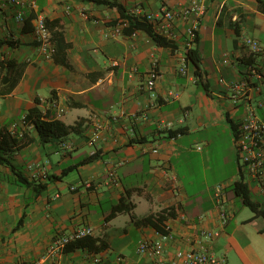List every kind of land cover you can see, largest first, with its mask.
Segmentation results:
<instances>
[{
    "label": "crops",
    "instance_id": "1",
    "mask_svg": "<svg viewBox=\"0 0 264 264\" xmlns=\"http://www.w3.org/2000/svg\"><path fill=\"white\" fill-rule=\"evenodd\" d=\"M17 1L0 0V60L24 64L17 86L0 94V128L22 127L23 114L37 99L45 112L54 96L65 107L55 117L79 129L43 142L31 127L33 140L6 152L29 183L21 182L9 164H0V264H93L95 256L104 257V264H155L137 249L141 239H155L159 231L136 219L164 209L171 210L162 223L173 233L169 255L199 247L225 256V264H264V215H256L232 188L243 179L251 199L264 209L258 181L240 167L231 121L237 123L243 109L234 106L229 89L249 63L256 64L262 78L255 83L261 89L253 92L252 102L263 103L257 113L264 121V57L243 41L248 36L264 44V0H201L206 11L190 47L180 18L174 22L172 46L158 44L144 29L117 33L121 12L110 3L131 15L135 7L179 10L192 0ZM20 12L61 22L69 67L41 52L36 17L26 24L32 28L23 30ZM190 48L199 51L207 89L188 57L187 72H180ZM154 60L160 78L152 96L145 81ZM97 124L103 129L92 142ZM178 128L185 131L170 134ZM63 141L72 142V148L61 147ZM220 183L227 185L225 225L214 197ZM123 198L134 203V217L123 211L107 220ZM83 226H91L92 235L105 239L108 248L48 253L55 235ZM205 230L220 234L208 239Z\"/></svg>",
    "mask_w": 264,
    "mask_h": 264
},
{
    "label": "built area",
    "instance_id": "2",
    "mask_svg": "<svg viewBox=\"0 0 264 264\" xmlns=\"http://www.w3.org/2000/svg\"><path fill=\"white\" fill-rule=\"evenodd\" d=\"M21 3V0L17 1ZM206 6L201 0H192L190 4L179 10L171 9L162 6L156 12L143 11L141 7H135L131 11V15L140 19H145L151 23L153 30L168 38L173 39L176 33L173 31L174 22L177 18L182 19L186 23V44L188 47L192 45L197 38L199 30V18L205 13ZM18 19L23 20L24 14L19 13ZM129 24L128 19L121 18L116 32L126 28ZM34 32L39 42V49L47 56H51L54 52V45L50 39V31L46 26L45 18L37 16L34 26ZM244 43L250 48L254 54L264 57V44L258 40L243 36ZM187 55L183 57V66L180 67L181 73H186ZM224 63L229 62L227 54L223 58ZM136 70V68H135ZM160 78V71L157 63L154 60L151 67L147 71L145 88L152 96L156 95V86ZM255 78H262V73L259 67L254 63H249L246 68V74L239 79L229 83L230 96L234 106L242 107L243 113L239 118L237 128L235 129V147L238 153L240 167L251 178L258 181L260 191L264 195V121L257 113V107L263 105L258 100L256 103L252 102L253 92L259 91L260 84L255 83ZM223 81V79H221ZM172 94V93H171ZM46 110H51L54 115H61L65 112V107L56 98L49 99ZM24 116L21 118V124L26 128ZM171 125V123H169ZM28 128L34 127L28 125ZM16 127L14 126L13 131ZM103 126L97 124L91 136V141L95 142L99 138ZM72 142L63 141L61 147L72 148ZM157 151V148L154 150ZM45 174V168L42 170ZM111 175L115 176L114 172ZM175 182L174 187H177V178L172 176ZM226 187L225 183L217 184L214 187L215 202L218 207V215L223 225L226 224L229 217V209L226 206ZM164 231H159L155 239H141L138 245V253L142 255H149L154 258L155 264H225L226 257H219L205 248L192 247L188 249H177L173 255L168 253V244L173 239L172 229L168 225L163 226ZM93 228L91 226H83L75 229L69 233H59L55 235L48 245L47 251L54 255L63 251L64 247L73 240L92 235ZM218 230H205L204 236L208 239L219 236ZM118 261H122V255L117 256ZM105 258L102 256H95L93 264H104ZM36 264V263H34Z\"/></svg>",
    "mask_w": 264,
    "mask_h": 264
},
{
    "label": "trees",
    "instance_id": "3",
    "mask_svg": "<svg viewBox=\"0 0 264 264\" xmlns=\"http://www.w3.org/2000/svg\"><path fill=\"white\" fill-rule=\"evenodd\" d=\"M97 2H103L105 0H93ZM119 8L121 12V18H126L129 21V24L126 28H124L125 32L132 33L137 29H144L147 31L151 37L161 45L172 46L173 42L156 33L151 23L146 21L145 19H140L138 17L128 15L125 12V9L117 4L110 3ZM263 11H264V7ZM36 17L34 12L27 13L24 16V27L23 30H29L32 27H26V24H29L33 18ZM46 26L50 31V39L54 45V52L52 53V58L56 63L63 64L65 66H70L66 51L69 47V43L66 41L64 36V31L62 29V24L58 19L50 20L45 18ZM11 45H15L16 42L11 40L9 41ZM188 60H190L195 66V74L199 77V81L203 83V86L207 89V83L203 78V71L200 68V55L197 49L190 48L187 51ZM24 71V64L19 63L14 59L3 57L0 60V94H9L13 91V89L19 83ZM54 96H51L50 99H53ZM40 103L39 99L34 106L30 107L24 116V121L26 128L18 127L15 128L14 131L9 130L7 127L0 128V164H9L10 167L16 172L18 179L23 183H29L28 179L17 170V168L10 162L9 158L5 155L6 152L15 148L19 149L26 145H28L33 137L30 135L28 130V125H33L37 130L40 140L43 142H47L52 138H61L65 137L72 132L78 131V124L69 125L66 124L63 120L56 118L51 110H46L45 112L38 106ZM234 129L237 128L236 122L231 121ZM185 131V128H178L173 131H170L171 135H177ZM97 156V153L88 156L86 160L93 159ZM235 194L239 196L243 203L249 206L253 211H255L256 215H264V209L260 208V203L257 201H253L249 194L248 185L244 182L243 179L236 181L232 186ZM135 205L134 203L128 201L123 198L118 203L113 205L110 213L106 216V219H111L116 216L118 213L126 211L131 212L133 215V209ZM171 213V210L164 209L163 211L157 213V215L149 214L142 218L136 219L137 223L142 224H150L155 227L158 231H164L162 223L164 219ZM77 248H88L90 251L99 252L108 248V242L100 237H96L93 235H88L82 237L80 239H76L68 243L64 247V251H70Z\"/></svg>",
    "mask_w": 264,
    "mask_h": 264
},
{
    "label": "rangeland",
    "instance_id": "4",
    "mask_svg": "<svg viewBox=\"0 0 264 264\" xmlns=\"http://www.w3.org/2000/svg\"><path fill=\"white\" fill-rule=\"evenodd\" d=\"M202 146V145H201Z\"/></svg>",
    "mask_w": 264,
    "mask_h": 264
}]
</instances>
